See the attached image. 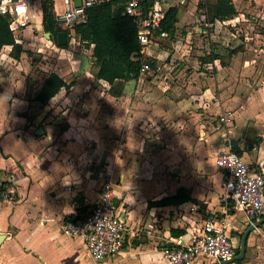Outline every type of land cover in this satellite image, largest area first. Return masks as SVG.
Segmentation results:
<instances>
[{
    "label": "crops",
    "instance_id": "crops-1",
    "mask_svg": "<svg viewBox=\"0 0 264 264\" xmlns=\"http://www.w3.org/2000/svg\"><path fill=\"white\" fill-rule=\"evenodd\" d=\"M53 1L54 11H60L62 1ZM31 18L28 34L34 29L40 31L38 27L42 26L39 0L34 2ZM23 31L21 40L27 39ZM261 34L254 33L259 41L254 42L252 51L233 54H243L237 67L231 65L229 58L217 67L215 75L208 77L204 66L214 60L203 59L198 61L202 67L190 69L193 61L179 56L180 66L172 78L181 81L168 83L162 74L149 73L148 66L138 78L123 82L119 96L110 94L106 80L95 77L92 44L78 57L67 55L63 52L65 46L56 45L54 50L59 54L47 71L56 72L72 84L45 103L25 96L26 77L37 83L42 78L31 75L23 52L16 59L10 54L13 45H3L0 183L8 181L15 198L0 200V232L6 233L0 246V264H83L80 245L84 242L69 236L62 226L98 199L104 165H111L118 174L113 200L129 230L127 244L119 253L102 258L101 264H111L112 259L116 264H169L163 249L179 235L187 238L207 217L229 224L236 250V243L251 220L234 210L231 199H223L224 173L216 167L215 157L229 146L231 139H236L245 161L256 168L264 162V81L258 79L261 68L264 70ZM18 37L15 41L21 43ZM51 39L56 42L52 36L46 38L49 42ZM162 49L155 40L142 47L141 56L159 61L156 51ZM243 56L249 57L250 64ZM228 73L236 76L235 85L226 83ZM249 77L246 85L245 78ZM119 110L125 114L121 167H117L119 163L112 154L103 161L104 150L98 149L103 147L106 132L114 140ZM225 110L233 112L234 120L223 117ZM214 115L222 125L218 126V132L222 131L219 138L212 134L216 127L203 121L204 117L214 119ZM165 154L175 159L176 166L168 183L162 179L163 164L151 165L149 161H157ZM178 188L187 189L197 201L149 204L173 195ZM177 231L182 233L176 236ZM263 233L264 223L249 233L243 259L230 264H264ZM214 262L198 257L195 264Z\"/></svg>",
    "mask_w": 264,
    "mask_h": 264
},
{
    "label": "built area",
    "instance_id": "built-area-1",
    "mask_svg": "<svg viewBox=\"0 0 264 264\" xmlns=\"http://www.w3.org/2000/svg\"><path fill=\"white\" fill-rule=\"evenodd\" d=\"M61 1L63 7L60 11H54L55 20L62 28L69 30L67 34L73 38L76 36L72 28L86 21L89 7L105 2H122L124 13L131 16L137 25L144 46L145 43H154L155 37L168 36V32L161 28L164 14L169 7L185 0H81L79 5L75 0ZM34 2L35 0H0V14L8 16L9 27L14 36H19L24 28L31 25ZM147 69L148 66L143 65L141 72ZM68 160L72 164L75 163L73 159ZM215 165L224 173L223 199H231L234 210L247 218L251 215L256 219L262 217L264 168L261 165L256 168L252 163L245 161L242 156L231 150L230 146L218 152ZM115 183L113 168L110 165L102 166L98 199L78 217L64 222L62 226L69 236L82 239L93 260L113 256L125 245L129 225L114 204ZM163 253L169 264H195L198 257L221 262L235 255V245L229 224L207 217L202 226L187 238L182 235L174 238V242L163 249Z\"/></svg>",
    "mask_w": 264,
    "mask_h": 264
},
{
    "label": "rangeland",
    "instance_id": "rangeland-1",
    "mask_svg": "<svg viewBox=\"0 0 264 264\" xmlns=\"http://www.w3.org/2000/svg\"><path fill=\"white\" fill-rule=\"evenodd\" d=\"M209 1L213 0H185L183 3H178V5H176L177 20L174 25V34L160 39L155 37V40L159 41L163 49L161 52L158 50L156 51L161 60L157 61L153 58V61H151L149 65V73L154 75L156 73L162 74L161 78L165 77V80L168 81V83H171L172 80L181 81V78H172L175 75L174 72L180 66L179 63L181 60L177 57L188 56L191 61H193V64H190V69L193 67H202L201 63L198 61H203V59H205L204 61L214 60L212 64L204 66V70L207 73L205 76L209 77L215 75L217 67L221 63L224 64V62H227L226 60L229 58L231 65L237 67L243 54L239 56H234L233 54H236L238 51L240 53L252 51L254 42L256 40L259 41V36H255L254 33L259 31L264 34V0H232L236 7V14L231 18L215 22H209L208 17L205 14V7L200 6L199 4L200 2L205 4ZM59 7L58 9L60 10ZM33 21H36L35 18ZM29 27L24 28L23 31V36L27 39L21 40V33L18 39L22 43L24 49L22 55L24 58H27V62L29 61L28 63L31 66V75L39 80L41 75L47 73V70L52 69L53 64L51 62L57 58L59 52H55L54 50L57 45L55 40L51 39V42L46 40L47 37H45V31L42 26L38 27L40 31H36L35 29L32 30L31 28V34H28ZM263 38V36H260V40H264ZM78 41L77 37L73 38L72 36H68V43L63 47L65 48L63 52L71 57H78L82 51L86 49L85 44ZM144 46H147V44L145 43ZM181 48L183 49L181 50ZM215 55H218V57L214 58ZM243 58H247V62H249V57L243 56ZM146 60L150 61V58L148 57ZM165 62L167 65L163 64ZM263 76L264 70L261 68V76L258 77V79L262 80V82L264 81ZM245 79L247 83L246 85H249L248 80H251V78L249 77ZM33 81L36 82L37 80ZM225 81L230 86L235 85L237 79L235 75L228 73L225 77ZM221 83L223 84V82ZM31 85L34 87L33 83ZM233 88H235V86ZM204 98L206 100L208 96H205ZM226 111L227 110L223 111V117L228 118L229 120H234L233 112ZM123 117H125V114L122 110H119L117 112L116 120L120 121L116 124L118 129L117 132H115L114 140H112V136H107L106 133L109 132H106L103 135V147L98 148L100 151L104 150L105 158L103 157L102 160L105 161L108 159V154H112L119 163V166L117 167L123 165V156L125 155L124 152H120L124 146L125 139ZM218 120L219 118L215 115L214 119L213 117L203 118V121L206 122L207 125L216 127L212 134L214 137L219 138L222 131L218 132V126L222 128V125L219 124ZM250 127L249 122H247V129H250ZM223 131H225V129ZM174 160V158L167 157L166 154L157 161H155V159H149L151 165H154L156 162L158 163V166L161 163L163 164L162 179L167 183L176 171ZM113 171L114 176L118 175L115 172V168H113ZM10 192L12 193V196L9 197V199H14L15 196L13 192ZM125 244H127V242H125ZM80 246H83V252L80 256V260L83 264H101V259L93 260L89 257L85 245ZM236 246L239 247V242L236 243ZM116 263V260L112 259L111 264Z\"/></svg>",
    "mask_w": 264,
    "mask_h": 264
},
{
    "label": "trees",
    "instance_id": "trees-1",
    "mask_svg": "<svg viewBox=\"0 0 264 264\" xmlns=\"http://www.w3.org/2000/svg\"><path fill=\"white\" fill-rule=\"evenodd\" d=\"M39 1L42 9V28L56 38V33L65 29L55 20L54 1ZM199 4L205 7V14L209 22L231 18L237 12L232 0H213L205 4L201 2ZM123 10L124 4L122 2H105L89 7L86 21L76 24L72 28L81 43H84L86 47L93 45L92 57L96 67L95 77L106 80L110 84L109 92L114 96L122 94L125 80L138 78L141 67L143 65L149 66L151 63V60L142 58L143 37L138 33V27L131 16L124 13ZM176 20L177 7H169L164 14L161 28L166 30L170 36L174 34ZM5 44L13 45L10 54L16 59L24 51L22 44L15 41V36L9 27L8 16L0 14V49ZM217 57L218 55L214 56V58ZM41 78L42 82L37 83L30 77H26L27 89L25 96L28 99L45 103L61 88H69L72 84V81L67 82L54 71L41 75ZM32 83L36 87L33 94L31 93L34 88L31 85ZM228 144L231 150L240 156L242 155L243 150L238 145V140L231 139ZM9 187L10 183L8 181L0 183V200L12 196ZM186 201L196 202L197 200L190 195L187 189L178 188L173 195L163 196L158 200L149 202V204L178 205ZM180 233L182 231H177L175 235L177 236ZM235 252H239V247L236 248Z\"/></svg>",
    "mask_w": 264,
    "mask_h": 264
},
{
    "label": "water",
    "instance_id": "water-1",
    "mask_svg": "<svg viewBox=\"0 0 264 264\" xmlns=\"http://www.w3.org/2000/svg\"><path fill=\"white\" fill-rule=\"evenodd\" d=\"M80 2L81 0H75V3L77 5H79ZM44 34L45 37L48 38L51 37L50 32H45ZM56 43L58 46H65L68 43V34L66 30H60L56 33ZM262 167L264 168V162L262 164ZM249 219L252 222L245 227L239 239V252L233 255L230 259L222 260L221 262H214L212 264H230L243 259L246 251V240L249 233L264 223V216L256 219L254 215H251ZM5 237H6V233L0 232V246L3 240L5 239Z\"/></svg>",
    "mask_w": 264,
    "mask_h": 264
},
{
    "label": "flooded vegetation",
    "instance_id": "flooded-vegetation-1",
    "mask_svg": "<svg viewBox=\"0 0 264 264\" xmlns=\"http://www.w3.org/2000/svg\"><path fill=\"white\" fill-rule=\"evenodd\" d=\"M53 37V36H52Z\"/></svg>",
    "mask_w": 264,
    "mask_h": 264
}]
</instances>
